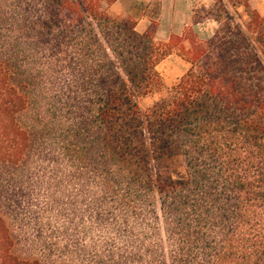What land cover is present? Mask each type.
<instances>
[{"label":"trees","instance_id":"trees-1","mask_svg":"<svg viewBox=\"0 0 264 264\" xmlns=\"http://www.w3.org/2000/svg\"><path fill=\"white\" fill-rule=\"evenodd\" d=\"M117 1L14 2L53 56L65 52L93 105L92 185L88 198L76 189L83 217L60 245L100 264H264V15L250 0H215L208 39L191 26L157 42L161 2L120 17ZM174 49L191 66L168 88L157 66ZM12 78L0 64V164L18 166L31 141L19 120L29 99ZM163 90L141 109L138 97ZM148 152L183 157L186 178L154 183ZM13 248L0 216V264H39Z\"/></svg>","mask_w":264,"mask_h":264},{"label":"rangeland","instance_id":"rangeland-1","mask_svg":"<svg viewBox=\"0 0 264 264\" xmlns=\"http://www.w3.org/2000/svg\"><path fill=\"white\" fill-rule=\"evenodd\" d=\"M15 1L20 0H0V64L11 69L13 83L28 95V108L19 120L31 141L18 166L0 164V216L9 228L13 252L19 258L37 260L39 264H100L89 255L62 247L66 242L60 245L65 239L77 237L74 228L83 217L74 209L73 199L79 192L76 189L88 198V185H92L88 164L96 154L91 150L93 105L77 86L78 78L64 61L65 52L61 57L51 54L50 45L44 44L42 37L38 39L37 31H32L18 14ZM157 1L161 2L157 42H167L170 34H181L191 26L205 40L218 28L209 19L215 0H127L123 4L129 2L128 9L136 16L152 14ZM152 2L153 6L146 8ZM123 4L118 10H124ZM250 4L264 15V0H250ZM237 15L242 23L249 20L244 8L238 9ZM12 16L20 23L14 25ZM145 26L146 21H141L138 29L142 31ZM190 66L174 49L157 69L165 86L171 88ZM165 94L163 90L138 97L137 101L146 111ZM102 145L100 150H104ZM148 158L154 183L186 178L180 155L156 156L148 152ZM80 237V243L88 241L82 239L83 234Z\"/></svg>","mask_w":264,"mask_h":264},{"label":"crops","instance_id":"crops-1","mask_svg":"<svg viewBox=\"0 0 264 264\" xmlns=\"http://www.w3.org/2000/svg\"><path fill=\"white\" fill-rule=\"evenodd\" d=\"M127 0H118L116 3H114L111 7H110V10L112 11V13H114L115 15H118V16H120V17H127L129 14H130V9H128V8H130V6L128 7V5L130 4L129 2L128 3H126V4H123V2H126ZM135 1V0H134ZM132 3V2H131ZM119 4H123V6H124V10H122V11H120V10H118V5ZM134 5V4H133ZM132 6V5H131ZM141 21H146V26H145V28L141 31V30H139L138 29V26H139V24L141 23ZM149 20H148V18L147 17H141L139 20H138V22H137V25H136V30L138 31V32H140V33H143L145 30H146V28L148 27V25H149ZM157 32H159V27H158V31Z\"/></svg>","mask_w":264,"mask_h":264}]
</instances>
